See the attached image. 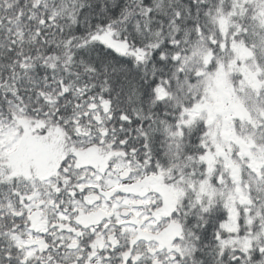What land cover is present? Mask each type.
<instances>
[{"label": "snow or ice", "instance_id": "obj_1", "mask_svg": "<svg viewBox=\"0 0 264 264\" xmlns=\"http://www.w3.org/2000/svg\"><path fill=\"white\" fill-rule=\"evenodd\" d=\"M0 264H264V0H0Z\"/></svg>", "mask_w": 264, "mask_h": 264}]
</instances>
